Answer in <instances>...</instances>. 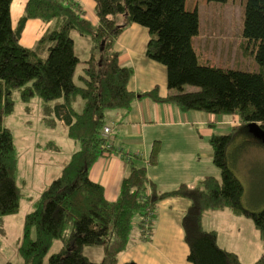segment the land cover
<instances>
[{
	"label": "trees",
	"instance_id": "trees-1",
	"mask_svg": "<svg viewBox=\"0 0 264 264\" xmlns=\"http://www.w3.org/2000/svg\"><path fill=\"white\" fill-rule=\"evenodd\" d=\"M93 1L96 23L86 17L78 0H27L13 26L12 0H0V233L5 232L3 218L19 211L22 197L15 178L17 148L4 123L14 109L16 92L23 102L38 96L44 119L51 127L62 120L68 136L79 144L24 216L17 247L23 264H139L118 259L133 237V218L138 216L140 236L150 239L157 203L170 195L190 201L181 226L191 264H244L236 252L218 244L216 231L206 229L202 219L206 210L229 209L250 218L264 238V208L253 211L243 206L245 188L228 159L230 147L240 139L264 147V136L255 137L249 131L255 122L264 132V0L243 2L241 35L244 42L254 45L255 71L214 66L196 52L192 38L198 34L199 17L197 7L187 0ZM28 19L47 24L31 47L20 41ZM131 23L148 29L144 53L166 67L167 87L172 92L164 97L157 86L143 93L128 88L133 68L120 63L115 43ZM73 30L90 40L84 60L75 52ZM79 64L83 67L77 74ZM185 84L198 89L183 91ZM138 95L172 103L181 111L237 117L228 132L208 138L219 178L208 175L193 187L181 183L169 191L159 193L152 188L147 193L145 167L132 166L121 181L118 197L113 201L105 197L104 187L90 178L89 169L98 157L113 150L102 136L107 112L130 108ZM56 239L61 240L60 248L47 256ZM84 246L101 247L102 256L91 259ZM250 264H264V252Z\"/></svg>",
	"mask_w": 264,
	"mask_h": 264
},
{
	"label": "crops",
	"instance_id": "crops-1",
	"mask_svg": "<svg viewBox=\"0 0 264 264\" xmlns=\"http://www.w3.org/2000/svg\"><path fill=\"white\" fill-rule=\"evenodd\" d=\"M26 1L12 0L10 15L13 26L22 16ZM78 1L83 6L86 17L96 23L95 2ZM205 2L207 3V0ZM187 3L197 7L198 0H187ZM46 26L47 24L39 19H28L21 34V43L27 47L33 46ZM206 27L207 33L196 38L195 42L192 38L196 52L204 60L212 65L214 58L217 62H226L231 58V63H236L242 55L246 58V54L241 50L242 44L239 45L237 38L233 46L229 41L230 46L225 51V39L213 34L216 26L210 23ZM85 39L84 57L76 52L74 44L75 52L83 60L88 57L90 49V40L88 37ZM148 40V29L131 23L118 36L115 48L120 52V63L133 68L128 88L143 93L157 86L158 94L164 97L172 92L167 87L166 67L145 55ZM223 55L227 58L220 57ZM81 65L83 67V64ZM232 118L235 120L218 121L212 113L181 111L172 103H162L147 95H138L130 108L111 109L107 112L106 125L111 129L109 138L113 142V150L111 154L97 158L89 169V176L104 187V195L111 201L118 197L121 181L132 166L145 167L149 180L146 192L152 188L159 193L169 191L181 183L193 187L208 175L219 178V170L212 162V149L208 141L211 135L210 126H231L237 122L236 117ZM56 125H62L63 130L67 131L62 120L57 121L51 128L54 130ZM152 151L155 153L154 163L150 161ZM45 187L37 189L39 195ZM189 205V199L184 196L170 195L161 198L156 206L154 226L149 234L151 238L146 239L143 235L141 237L136 228L119 262L134 260L139 264H191L187 260L189 248L181 226L182 215ZM206 211L205 217L210 213ZM218 244L235 252L223 247L219 242ZM99 255L101 257L102 252H99Z\"/></svg>",
	"mask_w": 264,
	"mask_h": 264
},
{
	"label": "rangeland",
	"instance_id": "rangeland-1",
	"mask_svg": "<svg viewBox=\"0 0 264 264\" xmlns=\"http://www.w3.org/2000/svg\"><path fill=\"white\" fill-rule=\"evenodd\" d=\"M243 2L244 0H226L206 3L205 0H198L197 13L200 25L199 33L193 37L194 42L196 38L207 33L206 26L213 23L216 26L213 34L220 39H225L223 44L225 51L230 46L229 41L233 46L236 38L239 40V45L244 44L247 51L246 58L242 55L236 63H231V58H228L226 62H217L218 60L214 58L211 62L214 66L218 64L220 67L251 71L257 69L254 45L244 42L241 35ZM70 35L74 40L76 52L84 57L83 53H86V49L84 50L83 47L86 37H81L74 30ZM220 57L227 58L225 55ZM81 71L82 65L79 64L77 74ZM197 89L198 87L194 85L185 84L183 86V91ZM174 91L176 92V90ZM16 94L15 92L14 109L5 116L4 123L11 129L17 145L15 178L20 186L22 197L19 211L3 218L5 232L4 234L0 233V264H5L8 261H11L12 264H23L17 247L22 235L24 216L33 208L34 202L39 197L37 189L45 187L58 176L64 162L68 161L72 152L79 147L78 142L68 136L62 125H56L54 130L51 128L50 122L44 119L42 100L38 96H33L29 101L23 102L18 99ZM76 107L81 109L82 102L79 101ZM212 115L216 116L218 121L233 119L229 115ZM47 116H52V114ZM230 127L229 124H214V126H210V133H226ZM253 143H245L241 139L236 141L229 149L228 159L229 166L241 179L245 188L242 197L243 206L253 211H260L264 208V147ZM150 191L148 190L147 193ZM206 212L210 213L203 217V225L206 228L215 229L217 242L221 243L223 247L235 250L240 260L245 264L253 263L260 258L264 252V238L261 239L259 230L250 218L234 214L231 211L210 209ZM137 218L138 216L133 218L131 235L135 233L138 226ZM60 246L61 240L56 239L47 256L57 251ZM83 251L91 259L96 260L100 257L99 252H102L99 246H84ZM124 254L125 249L119 252V261Z\"/></svg>",
	"mask_w": 264,
	"mask_h": 264
},
{
	"label": "built area",
	"instance_id": "built-area-1",
	"mask_svg": "<svg viewBox=\"0 0 264 264\" xmlns=\"http://www.w3.org/2000/svg\"><path fill=\"white\" fill-rule=\"evenodd\" d=\"M110 131H111V129H110L109 126L105 125V126L103 127V130H102V136L105 137V138H107V142H106V147H107V148H112V147H113V142H112L111 139L109 138V136H110Z\"/></svg>",
	"mask_w": 264,
	"mask_h": 264
},
{
	"label": "water",
	"instance_id": "water-1",
	"mask_svg": "<svg viewBox=\"0 0 264 264\" xmlns=\"http://www.w3.org/2000/svg\"><path fill=\"white\" fill-rule=\"evenodd\" d=\"M249 131L255 136V137H263L264 132L259 129L258 125L253 122L249 125Z\"/></svg>",
	"mask_w": 264,
	"mask_h": 264
}]
</instances>
